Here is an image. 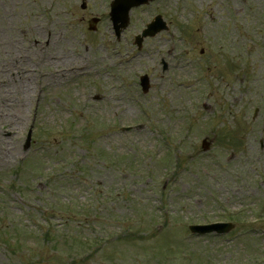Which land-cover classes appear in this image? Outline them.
Returning <instances> with one entry per match:
<instances>
[{"label": "rangeland", "instance_id": "rangeland-1", "mask_svg": "<svg viewBox=\"0 0 264 264\" xmlns=\"http://www.w3.org/2000/svg\"><path fill=\"white\" fill-rule=\"evenodd\" d=\"M84 2L0 0V264H153L171 250L191 264L184 249L248 264L260 224L218 238L187 226L239 209L251 224L264 203V0H157L119 40L111 0ZM157 14L169 30L137 50ZM67 65L82 69L39 75Z\"/></svg>", "mask_w": 264, "mask_h": 264}, {"label": "water", "instance_id": "water-1", "mask_svg": "<svg viewBox=\"0 0 264 264\" xmlns=\"http://www.w3.org/2000/svg\"><path fill=\"white\" fill-rule=\"evenodd\" d=\"M146 0H115L113 5V17L116 19V23L120 22L121 24L117 26V28L124 27L128 22V11L132 6L139 5L141 3H145ZM157 23H159L157 21ZM163 28V27H162ZM161 26L159 28H155V25H150L146 31L142 34V37H145L147 35H154L156 32L162 29ZM226 225H215L212 227H207L209 231L216 230L218 232H224ZM204 228H201L200 230L203 231ZM193 231H196V229H192Z\"/></svg>", "mask_w": 264, "mask_h": 264}, {"label": "bare ground", "instance_id": "bare-ground-1", "mask_svg": "<svg viewBox=\"0 0 264 264\" xmlns=\"http://www.w3.org/2000/svg\"><path fill=\"white\" fill-rule=\"evenodd\" d=\"M3 47L7 48V52L9 51H12V47H13V44L14 42H2L1 43ZM6 52V53H7ZM8 56V55H7ZM18 58H21L19 55H17L16 57H10L8 59H5V63L3 64L5 67L9 68V67H12V66H15V64L19 65L18 64ZM21 59H24L23 57ZM8 63V64H7ZM20 66V65H19ZM19 70L25 74V79H30V82L28 81H24V83H26V90H29L31 85H33L32 81H31V75H32V70H28V69H25V67H18ZM82 68L80 65H67L63 70H55L54 72L52 73H47V72H40L39 75L41 78H46L48 75L52 78H55L57 82L58 81V77H61V75L64 74V76H62L63 78H65L66 75L68 74H73V73H76L78 71H80ZM13 70V69H11ZM8 73H10L11 71L10 70H6ZM36 71V70H35ZM31 83V85H30Z\"/></svg>", "mask_w": 264, "mask_h": 264}]
</instances>
